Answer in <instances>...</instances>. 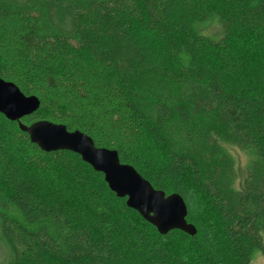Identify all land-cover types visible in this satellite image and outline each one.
<instances>
[{
  "label": "trees",
  "instance_id": "obj_1",
  "mask_svg": "<svg viewBox=\"0 0 264 264\" xmlns=\"http://www.w3.org/2000/svg\"><path fill=\"white\" fill-rule=\"evenodd\" d=\"M210 17L218 40L196 29ZM0 78L39 100L22 124L117 151L196 229L158 234L77 154L43 152L0 114L1 264L264 257V0H0ZM225 145L254 156L239 188Z\"/></svg>",
  "mask_w": 264,
  "mask_h": 264
},
{
  "label": "water",
  "instance_id": "obj_2",
  "mask_svg": "<svg viewBox=\"0 0 264 264\" xmlns=\"http://www.w3.org/2000/svg\"><path fill=\"white\" fill-rule=\"evenodd\" d=\"M0 88H7L13 95L19 96L23 101L27 102L26 108L24 109L19 108L15 103H6L4 109H0V114L7 120L16 122L20 131L26 133L30 142L35 144L40 150L46 153L69 151L77 154L81 160L87 163L95 172L101 173L109 190L114 193L117 198L125 199V205L129 209L136 211L143 220L152 225L158 234L165 235L172 230H179L189 236L195 235V227L186 220L187 209L181 196L176 193L165 195L164 192L154 189L132 166L120 163L117 151L96 147L92 139L80 131L70 132L65 126L48 121H36L30 125L22 124V118L38 110L39 100L35 96L23 95L13 83L4 81L1 78ZM41 126H46L48 128H65L66 135L77 136L88 140L89 144L92 143L94 145V151L105 153L115 162V168L122 169L123 173L117 176L111 167L99 165L94 162V158L84 155L81 151H77L70 143L35 137L33 135V129ZM129 176L134 177L135 182H130L128 180ZM149 194L160 197L165 202L173 201L175 210L167 215L160 216L156 211V202L149 198Z\"/></svg>",
  "mask_w": 264,
  "mask_h": 264
},
{
  "label": "snow or ice",
  "instance_id": "obj_3",
  "mask_svg": "<svg viewBox=\"0 0 264 264\" xmlns=\"http://www.w3.org/2000/svg\"><path fill=\"white\" fill-rule=\"evenodd\" d=\"M6 103H15L19 108H26L27 102L23 101L19 96L13 95L7 88H0V109H4ZM33 135L37 138L55 140L62 143H70L77 151H81L84 155L94 158V162L99 165L111 167L117 176L123 173L122 169L115 168V162L103 152L94 151V145L88 143V140L77 136L66 135L65 128H48L41 126L33 129ZM130 182H135V178L129 176ZM149 198L155 200L156 211L160 216L167 215L175 210L173 201H163L160 197L149 194Z\"/></svg>",
  "mask_w": 264,
  "mask_h": 264
},
{
  "label": "rangeland",
  "instance_id": "obj_4",
  "mask_svg": "<svg viewBox=\"0 0 264 264\" xmlns=\"http://www.w3.org/2000/svg\"><path fill=\"white\" fill-rule=\"evenodd\" d=\"M196 29L199 33L207 37H210L211 39H214V40H218L221 37L220 26L218 22L216 21V19H214V17H210L204 23H200L199 25H197ZM173 93H175V91ZM178 125H179V121L177 120L171 121L170 128H169L170 136H175L176 129H180L178 128ZM181 126L183 127L182 124ZM224 151L232 161L233 170L235 172L234 186L235 188H239L247 174V170L252 160L254 159V156L250 151L238 149L237 147L233 145H225ZM0 211H1V207H0ZM10 215L17 216V217L19 216L18 213L14 209L10 211ZM261 235H262L261 236L262 241L264 243V232H262ZM254 254L252 256L250 264H252ZM260 257L261 259L258 262V264H264V257L261 254H260ZM9 258H10V250L7 244L5 243V241L3 240L1 236V232H0V264L8 261Z\"/></svg>",
  "mask_w": 264,
  "mask_h": 264
},
{
  "label": "clouds",
  "instance_id": "obj_5",
  "mask_svg": "<svg viewBox=\"0 0 264 264\" xmlns=\"http://www.w3.org/2000/svg\"><path fill=\"white\" fill-rule=\"evenodd\" d=\"M261 257H260V254L257 252L254 254V257H253V261H252V264H258V262L260 261Z\"/></svg>",
  "mask_w": 264,
  "mask_h": 264
}]
</instances>
